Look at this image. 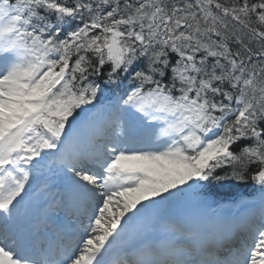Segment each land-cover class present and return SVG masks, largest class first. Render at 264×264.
Segmentation results:
<instances>
[{
	"label": "snow or ice",
	"instance_id": "1",
	"mask_svg": "<svg viewBox=\"0 0 264 264\" xmlns=\"http://www.w3.org/2000/svg\"><path fill=\"white\" fill-rule=\"evenodd\" d=\"M249 183L203 256L129 245ZM0 264H264V0H0Z\"/></svg>",
	"mask_w": 264,
	"mask_h": 264
},
{
	"label": "rangeland",
	"instance_id": "2",
	"mask_svg": "<svg viewBox=\"0 0 264 264\" xmlns=\"http://www.w3.org/2000/svg\"><path fill=\"white\" fill-rule=\"evenodd\" d=\"M184 198L189 199V200H192V201H196V198H195V197H193V196H191V195H188V196H184V197H181V198H179V199H176V200H172V201L164 202V203H162L161 205H164V206H166V207H170V202H174L173 205H177V203H179V202H180L182 199H184ZM194 212H195V211H194Z\"/></svg>",
	"mask_w": 264,
	"mask_h": 264
}]
</instances>
